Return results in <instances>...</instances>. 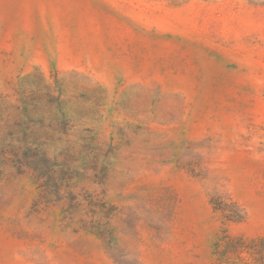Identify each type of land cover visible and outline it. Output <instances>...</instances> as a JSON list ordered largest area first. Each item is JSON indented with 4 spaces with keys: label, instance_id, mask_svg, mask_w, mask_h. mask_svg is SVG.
<instances>
[{
    "label": "rangeland",
    "instance_id": "obj_1",
    "mask_svg": "<svg viewBox=\"0 0 264 264\" xmlns=\"http://www.w3.org/2000/svg\"><path fill=\"white\" fill-rule=\"evenodd\" d=\"M226 231L264 238V0H0V264H219Z\"/></svg>",
    "mask_w": 264,
    "mask_h": 264
},
{
    "label": "trees",
    "instance_id": "obj_2",
    "mask_svg": "<svg viewBox=\"0 0 264 264\" xmlns=\"http://www.w3.org/2000/svg\"><path fill=\"white\" fill-rule=\"evenodd\" d=\"M231 205L239 209L236 202L232 201ZM222 210L224 213L228 212L227 209ZM225 218L228 222L243 221L231 214ZM216 255L219 264H264V238L247 241L241 237H233L226 231L216 244Z\"/></svg>",
    "mask_w": 264,
    "mask_h": 264
}]
</instances>
